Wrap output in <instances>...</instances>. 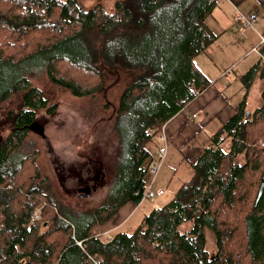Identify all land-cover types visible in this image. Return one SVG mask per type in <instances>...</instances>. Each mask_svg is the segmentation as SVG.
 I'll use <instances>...</instances> for the list:
<instances>
[{
	"label": "trees",
	"instance_id": "obj_1",
	"mask_svg": "<svg viewBox=\"0 0 264 264\" xmlns=\"http://www.w3.org/2000/svg\"><path fill=\"white\" fill-rule=\"evenodd\" d=\"M81 1L0 0V103L24 92L0 142V264H264V84L260 106L249 112L247 103L254 82L264 81V46L263 58L240 78L244 95L232 116L214 131L207 122L178 148L209 132L190 163V179L133 229L103 238L100 227L143 204L153 150L164 145L158 136L167 138L166 157L169 124L215 84L195 59L217 39L206 25L217 0H114L112 11L101 2L85 9ZM91 30L103 36L123 30L102 49L107 67L83 41ZM37 58L53 86L79 98L105 87L104 68L114 81L119 72L135 75L117 105L116 117L128 127L114 184L91 214L59 206L35 184L38 152L14 157L36 115L56 108L15 72Z\"/></svg>",
	"mask_w": 264,
	"mask_h": 264
},
{
	"label": "rangeland",
	"instance_id": "obj_2",
	"mask_svg": "<svg viewBox=\"0 0 264 264\" xmlns=\"http://www.w3.org/2000/svg\"><path fill=\"white\" fill-rule=\"evenodd\" d=\"M113 1L82 0L81 4L85 9H90L96 3L101 2L107 11H112ZM226 1L233 10V4L229 0ZM225 7L227 9L225 0H217L216 9L212 17L208 18L209 21H213L217 13ZM222 13L225 14V11ZM234 28L239 31L247 30L239 25ZM122 32L123 30H119L103 36L91 30L84 35L83 41L89 46L91 52L96 54L97 65L108 66L100 55L102 49L107 42L114 40ZM249 44L243 34L238 36L232 33L222 34L195 60L196 67L208 80L215 82L216 88H219L227 98L233 100L240 96L241 100L243 98L244 87L240 78L248 68L246 65L258 60V56L254 53L250 54L251 56L247 55L246 52L251 47ZM240 56L247 58L239 61ZM230 65L232 67L227 69ZM15 72L19 73L20 77L26 78L32 86L40 89L49 104L55 105L56 108L52 114H45L41 111L36 115L37 130L27 133L24 144L15 151L14 157L38 152V176L35 184L41 187L43 192L59 206L82 214L93 213L108 198L114 184L121 149H124L123 132L128 127L127 119L116 117L117 105L123 89L132 82L135 75L119 72V77L114 81L109 69L104 68L102 74L105 78V87L93 95L79 98L49 82L43 58H37L28 65H22ZM256 81V99L248 108L249 112L256 109L252 105L256 106L257 101L256 107L260 105L258 94L263 85ZM228 82L230 85L226 84ZM23 94V91H16L0 103V142L6 139L11 131L7 117L10 111L20 108ZM207 113L208 111L200 110L198 118L194 121L190 120L187 112L182 118L184 117L188 124L192 123L191 126L200 127L202 117H205ZM216 121L218 122L217 119ZM214 124L215 122L212 125ZM188 128L191 127H185V132L191 133ZM208 130H212V127L209 126ZM175 136L176 134L172 137L175 138ZM173 138L167 144L169 153L166 154L163 166L158 172L157 186L155 185V189L162 188L165 196L160 197L154 204L143 201L138 209L124 210L118 220L125 216L127 210L131 215L125 218L128 220L122 228L119 224L116 225L115 231L123 228L127 229L126 231L133 229L139 224L147 210L165 203L180 184L190 179L192 174L190 163L197 159L200 153L198 145L206 142L204 141L206 136L205 134L196 135L182 150L177 149V146L172 143ZM181 138V143H183L188 137L181 135ZM156 148L153 150L154 153ZM170 179L172 180L170 185L165 188ZM85 187L90 189L88 194L78 192V189ZM113 226L107 224L100 227L98 231L105 238L111 231L103 232L110 230ZM206 239L207 250L213 253L215 251L214 240L209 230H206Z\"/></svg>",
	"mask_w": 264,
	"mask_h": 264
},
{
	"label": "crops",
	"instance_id": "obj_3",
	"mask_svg": "<svg viewBox=\"0 0 264 264\" xmlns=\"http://www.w3.org/2000/svg\"><path fill=\"white\" fill-rule=\"evenodd\" d=\"M229 1L233 4L234 9L232 10V7L225 0L227 9L225 7V9L221 10L220 13H217V15H216V17H214L215 19H213V21H209V19L207 18L206 19V25L209 27V29L212 32H214V34L217 35V39L222 34L227 35L228 33H232V34H235L236 36L243 34L246 42H249L251 44V45L249 44L251 47L249 48L248 52H246L247 55L251 56L250 55L251 49L253 47L257 46L259 43V35H264V0H229ZM235 10H238L239 12H241L244 15L255 14L257 16V22L255 23L254 28L247 29L248 32H246L247 30L246 31H239L238 29H235L234 27L237 26L235 21H234ZM223 11H225V14L222 13ZM213 12H212V14H213ZM212 14L210 15V17H212ZM217 39H216V41H217ZM199 57H200V55L198 57H196V59H198ZM245 58H247V57L246 56L245 57L240 56L239 61L244 60ZM255 63H256V61L255 62L253 61V62H250L249 64H247L246 65V67H248L247 70ZM231 67H232V65L228 66L227 69H229ZM256 82H258L262 85L264 84V81H262V80H259ZM226 84L230 85L229 82ZM253 85H252V88L250 90V93H249L248 99H247L248 108L251 106V104H253L252 102L255 101V99H256L255 87L257 85L255 82ZM261 87L262 86H260V88ZM262 88H261V90H262ZM261 90L258 94L260 104H261V101H260L261 100L260 99ZM222 96H224L223 92L219 88H216V83H215V84H213V86L210 89L205 91L201 95V97L188 108V110L185 111L188 113L191 121H194L198 118L200 110L208 111V113L205 115V117L204 116L202 117L203 121L199 124L200 127H198V126L193 127V126H191L192 123L188 124V121L185 120L184 117L182 118V116H184L183 114L185 112L182 113L181 115H179L173 122H171L169 124L167 131H168L169 135L173 136L176 134L175 138H173L171 136L170 140L172 138L174 139L172 143L175 146H177V149L180 148V145H181V140H182L181 135H186L188 138H191L194 134L199 133L200 128L202 126H204L209 121H211V122H209L208 126H211L212 130L217 129L221 125V123H224L227 119H229L232 116L233 108L239 102H241V96L234 99V100L232 98H227L225 96L223 98ZM257 105H258V101L256 103V106ZM256 106L252 105V107L257 108ZM193 116H196V117L193 119ZM180 118L182 120H180ZM216 119L218 120V122L216 121ZM214 122H215V124L212 125ZM187 126L191 127V128H188L191 133L185 132V127H187ZM208 133L209 132L206 131L205 135L207 136ZM200 134H202V133H200ZM182 149L183 148H181V150ZM167 153H169V149L167 150ZM126 209L127 208H125L124 210H126ZM129 214H130L129 211L127 210L125 216L120 218L116 223H108V224H111V226H113V225L114 226L111 227L110 230H106L103 233H105V232L108 233L109 231L113 232L112 230L115 231L114 227L118 224L120 225L119 227H123L124 224L127 223L128 218H127V220L125 218ZM122 215H123V213H122ZM104 228H107V227H104ZM111 232H109L106 236L110 235Z\"/></svg>",
	"mask_w": 264,
	"mask_h": 264
},
{
	"label": "built area",
	"instance_id": "obj_4",
	"mask_svg": "<svg viewBox=\"0 0 264 264\" xmlns=\"http://www.w3.org/2000/svg\"><path fill=\"white\" fill-rule=\"evenodd\" d=\"M234 20L235 23L242 28L246 29H252L254 28L255 23L257 22V16L255 14L251 15H244L238 10H235L234 13ZM264 46V35H259V43L257 46L253 47L250 51V54H256L258 57L263 58V55L261 53V48ZM158 139L160 142H162L164 145L160 147L159 149H156L155 151V160L150 164L148 167V185L146 189V193L144 195L143 201H148L150 203H153L158 197L163 195V191L161 189L153 190V184H154V177L158 174L162 161L165 157L166 153V136L165 134H160L158 136ZM37 216H34V219H37Z\"/></svg>",
	"mask_w": 264,
	"mask_h": 264
},
{
	"label": "flooded vegetation",
	"instance_id": "obj_5",
	"mask_svg": "<svg viewBox=\"0 0 264 264\" xmlns=\"http://www.w3.org/2000/svg\"><path fill=\"white\" fill-rule=\"evenodd\" d=\"M36 127H37V126H34L35 129H37ZM89 191H90L89 187H85L84 189H78V192H79V193H82V192H83V193H85V194H86V193L88 194Z\"/></svg>",
	"mask_w": 264,
	"mask_h": 264
},
{
	"label": "water",
	"instance_id": "obj_6",
	"mask_svg": "<svg viewBox=\"0 0 264 264\" xmlns=\"http://www.w3.org/2000/svg\"><path fill=\"white\" fill-rule=\"evenodd\" d=\"M32 127H34V126H32ZM33 130H35V128H32ZM37 130V129H36ZM41 132V131H40ZM262 190H263V187L261 186V188H260V191H259V193H258V196H257V199H256V203L258 202V200H259V198H260V196H261V194H262Z\"/></svg>",
	"mask_w": 264,
	"mask_h": 264
}]
</instances>
